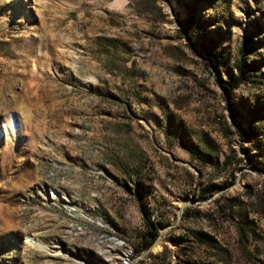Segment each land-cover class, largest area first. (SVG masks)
Returning <instances> with one entry per match:
<instances>
[{"label":"rangeland","instance_id":"obj_1","mask_svg":"<svg viewBox=\"0 0 264 264\" xmlns=\"http://www.w3.org/2000/svg\"><path fill=\"white\" fill-rule=\"evenodd\" d=\"M150 5L0 0V264H264V0Z\"/></svg>","mask_w":264,"mask_h":264},{"label":"trees","instance_id":"obj_2","mask_svg":"<svg viewBox=\"0 0 264 264\" xmlns=\"http://www.w3.org/2000/svg\"><path fill=\"white\" fill-rule=\"evenodd\" d=\"M133 7L136 9L138 13H148L151 11V5L150 0H130ZM108 39V38H107ZM205 52L208 56H210L214 63L217 66V58L209 49H205ZM232 67L234 73L231 71H226V78H218L219 84L222 86V88L225 90L226 94L230 93L238 84L240 81L246 80L249 76H252V70L250 67V64H248L244 58H237L232 62ZM251 78V77H250ZM197 151L195 150L194 153ZM228 182H225L227 184ZM221 210L220 207H218L217 211ZM237 217L234 215H230V218L232 222H234L237 232V241L241 244L242 250L244 252H248V250L245 247L246 239L250 234L253 233V227H252V219L250 217H247L246 213L243 211H238ZM228 216V215H227ZM194 238L198 239L199 241H206L212 248L214 249V252L216 253L217 257L228 259L229 254L226 251V249L222 248L217 244L216 240L212 237V235L208 232H201V231H191L190 232ZM157 235V229L156 225L148 218H144V229L139 235V243L140 245L137 247L135 246L133 249L134 253H139L140 251L146 250L150 243L154 241ZM181 238L179 237H171V242H180ZM188 245H182L178 248V251H176V255L179 256V252H182L184 255L182 257V261L185 264H212L211 262H200L195 260L191 257V254L189 251H187ZM189 250V249H188ZM225 253V256L223 255ZM146 256L150 257L153 262L159 261L164 262L167 264L169 262V257L167 253L164 251V249L160 250L159 252L151 253L146 252ZM137 264V261L136 263Z\"/></svg>","mask_w":264,"mask_h":264},{"label":"bare ground","instance_id":"obj_3","mask_svg":"<svg viewBox=\"0 0 264 264\" xmlns=\"http://www.w3.org/2000/svg\"><path fill=\"white\" fill-rule=\"evenodd\" d=\"M27 240L29 243L34 244L37 247H43L42 244H40L39 242H37L35 239H33L32 237H27Z\"/></svg>","mask_w":264,"mask_h":264},{"label":"water","instance_id":"obj_4","mask_svg":"<svg viewBox=\"0 0 264 264\" xmlns=\"http://www.w3.org/2000/svg\"><path fill=\"white\" fill-rule=\"evenodd\" d=\"M152 245V243H150V245L148 246V248Z\"/></svg>","mask_w":264,"mask_h":264}]
</instances>
